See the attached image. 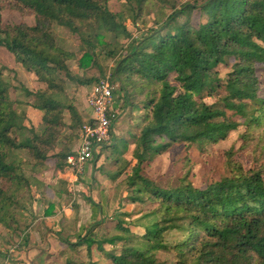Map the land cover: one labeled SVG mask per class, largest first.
<instances>
[{
  "label": "trees",
  "instance_id": "trees-1",
  "mask_svg": "<svg viewBox=\"0 0 264 264\" xmlns=\"http://www.w3.org/2000/svg\"><path fill=\"white\" fill-rule=\"evenodd\" d=\"M5 10L33 15L34 24H4ZM195 10L203 16L197 25L189 13ZM185 13L189 17L182 22ZM127 19L146 29L135 37ZM54 25L78 37L79 52L58 44ZM0 48L46 85L35 92L23 89L43 114L45 127L37 134L26 125L25 104L11 98L12 86L0 69V225L16 230L14 209L32 183L21 173L16 152L27 151L35 168L50 158L62 166L89 122L69 97L68 85L97 84L106 76L100 61L112 60L110 75L123 95L120 111L143 113L135 164L124 182L133 190L132 202L150 201L154 208L131 221L118 217L119 234L101 236L100 224H93L68 245L75 250L86 245L89 251L96 246L110 264H163L160 250L174 251L176 264H264V97L256 70L264 63V0H124L119 11L111 10L108 0H0ZM227 59L233 64L222 82L219 67ZM70 61L82 73H75ZM173 74L180 90L169 81ZM241 126L243 143L235 153L260 154L249 169L233 159L232 147L223 155L232 175L205 189L186 176L178 187L164 189L146 175L151 156L177 144L187 149L197 144L210 154ZM65 129L70 135L57 151ZM183 228L180 241L166 243V232ZM120 243L117 253L104 249Z\"/></svg>",
  "mask_w": 264,
  "mask_h": 264
},
{
  "label": "rangeland",
  "instance_id": "rangeland-1",
  "mask_svg": "<svg viewBox=\"0 0 264 264\" xmlns=\"http://www.w3.org/2000/svg\"><path fill=\"white\" fill-rule=\"evenodd\" d=\"M182 1L185 2L187 0ZM204 1L206 0H198V4H202ZM123 2L124 0H108L109 7L113 11L120 10ZM189 13L190 19L194 25H197L203 19V16L199 10L191 11ZM187 17L189 16H187V13H185V15L181 17L180 21L184 22ZM23 21L32 25L34 24V16L23 15L15 10L3 11L4 24H18ZM126 25L133 35H140L146 29L141 21H138L137 24H134L131 20L127 19ZM53 33L57 39L58 44L63 49L70 52H79L81 42L79 41L78 37L75 36L68 28L55 25ZM100 62L105 75L114 73V61L101 60ZM232 64L233 59H227L225 64L220 65L219 72L222 82L226 81L228 72L230 71ZM69 65L72 70L74 69L75 73H82V71L77 69V65L74 61H70ZM19 66L21 65L16 61L13 54H11L4 48H0V69H2L3 71L2 76L6 82L11 84L12 98L16 101H19V99L21 100L23 97H26L24 95L25 93L23 89H27L28 86L35 85L36 82L30 77V75L26 73L24 74V76L20 73L18 74L16 67ZM19 68L20 70H23L22 67ZM256 70L257 76L260 80L259 95L261 97H264V63L258 64ZM93 74L99 75L100 73L98 70H95V73L93 72ZM100 78L102 79L103 77ZM174 78V74L170 75L169 81L173 86H177L180 90V84L177 83ZM115 82L118 84L117 86H115L114 92L115 111H119V107H122L123 104V95L120 90V84L118 83V81ZM90 89L91 86L82 87L77 85H68L69 97L73 98V101L82 113L83 117L87 119H89L90 117V109L87 102ZM206 102L212 104L214 103V99L207 98ZM141 114L143 113H132V111L128 107L127 109L121 108L120 113L117 114L118 116L115 119V125L113 127L111 135L112 145H109L108 143L110 142H108L103 146L102 150L107 154L109 153V157H107V159H112L111 163H107L108 166L106 165L107 167H105V170L107 172H110V170H126L132 166V163L134 162V159L132 158V144L134 143L136 136L139 133L140 120L143 116ZM66 118L69 119L68 114L66 115ZM26 124L28 126H33V128L38 132H40L43 128L41 120L35 115H31V117L26 120ZM244 131V126L239 127L235 131H231L226 139L220 141L214 146V151L210 154H204L201 147L197 144L190 149H187L184 144H177L161 156H151L150 160L146 163L145 173L159 187H162L164 189L178 187L182 178H184L185 176L187 180L193 184L194 187L205 189L209 185L221 180L222 178L232 175V169L231 167H229L228 162L226 158L223 157V155L227 154L232 147L235 150L234 153L240 148L243 143L242 135ZM79 132L80 130L78 131V135L73 142V148H76L78 145ZM68 133L69 130L66 129L61 140L58 143L59 146H62L61 144L63 138ZM23 134L28 135L29 133L27 131H24ZM124 149L125 151L123 152ZM118 153H120L121 155ZM259 155L260 154L243 150L242 152L235 153L233 159L237 162H240L244 166V168L249 169L251 166H253L254 159ZM16 156L19 160L23 161L21 164L22 172L24 173L25 171H28L29 168L26 165L30 160L28 152L25 150H18L16 152ZM261 161H263L264 163V157H262ZM126 185L128 186L126 189L128 194L126 197L128 199H125V205L121 209H111L109 215L102 217L101 220L103 221L102 225L100 226V234H119L121 232L118 231L117 227H115L118 217H122L123 219L131 221L135 220L136 218H142L146 213L151 212V210L154 208V204H152L150 201H146L143 203L132 202L129 198H131L133 190L131 187H129L128 184ZM79 200L81 202L84 201V204L89 203L85 196H81L79 192H76V198H74V196H68L65 198V200L60 204V208L56 210V216L53 219H51L49 216L55 213V209L54 207L49 208L51 214H46L48 208H43L45 207L46 202H44V204L42 203L40 206L38 205L37 209H33V217L34 219L38 220L37 225H40L42 227L44 226L45 228L47 224H51L49 226L57 227L60 229V231L57 232L60 233L62 238L74 241L80 231L81 224L86 225L89 223V221H86L85 223L82 222L83 220H85L82 212V208L84 206L82 202V208H80L81 205L78 204ZM20 204L21 200L15 208L19 207ZM49 206H51V204ZM117 207L118 206L116 205V208ZM17 212H20V209ZM33 221L35 222V220H32V222ZM26 224L30 225L31 222H25L23 218H20V222L17 220V227H20L22 225L25 226ZM56 224L58 226H56ZM46 230H48V228H46ZM131 230L133 232L143 234V230L139 229L138 227L131 226ZM8 231V228L0 225V264H5L4 262L7 260V257H11L12 255H19L18 253L23 250V242L25 241V243H27L26 239H22L23 233L19 230V228H16V230H14L15 233H11L10 231ZM11 234H14V236L11 237ZM49 234V264H92L93 262H95L96 264L111 263L105 258V255L96 248H92L89 253L86 247H81L78 249V251L76 249V251L74 252H69L67 259L66 255L64 256L63 253L64 249L62 248H64L65 245L63 244L62 240H60V238L55 236L54 234ZM184 234V228L179 230H171L164 234V239L166 243L173 244L174 242L180 241L183 238ZM36 236L38 237V235ZM121 246L122 243L118 244L116 247L105 245V248L107 251L117 253L119 252L118 250ZM1 248H3V250ZM11 249H14V252L11 253ZM157 257L163 264H176L177 262L176 255L172 250H160L157 253ZM21 261L22 259H14L13 261H8L7 264H17Z\"/></svg>",
  "mask_w": 264,
  "mask_h": 264
},
{
  "label": "crops",
  "instance_id": "crops-1",
  "mask_svg": "<svg viewBox=\"0 0 264 264\" xmlns=\"http://www.w3.org/2000/svg\"><path fill=\"white\" fill-rule=\"evenodd\" d=\"M116 11H119V10H116ZM54 27H53V30H54ZM19 67H22L23 70H20ZM19 67H16L18 74L20 73L24 76V74L26 73L30 75V77L33 80L36 81L35 85L28 86L27 88L28 90L35 92V91L46 88V85L39 82L34 73L27 71L22 65ZM70 85L73 86V84H70ZM24 95L26 97H23L21 100L19 99V101L17 102L21 101L22 103L25 104L24 108L26 110L27 119H29L31 115H35L36 117H39L43 128L40 132L36 130L35 131L37 134H41L45 127V125L42 122L43 114L40 110H38L34 106L35 105L34 99L32 97H28L26 93ZM11 98H12V93H11ZM89 115H90L89 117V121H90V118L92 115L91 111ZM141 122H142V119L140 120V125H141ZM28 127L30 128L33 126H28ZM69 135H70V130H69V133L66 134L64 138H66ZM79 135H80V132H79ZM61 138L59 139V141L61 140ZM64 138H63V141L65 140ZM79 142H80V136H79L78 145H79ZM58 143H57V149H56L57 151H59L63 146V144H61L62 146H59ZM109 145H112V143L110 142ZM132 145H133V148H132V152H133L134 143ZM76 148H73L71 152H73ZM125 149L123 150V152L125 151ZM102 150H103V147H101L95 153L94 159L86 164L83 174L81 175L75 174V172L72 171L67 166L66 161L62 163V166H58L56 158H50L46 162V164L41 168L39 167L35 168L30 162L26 164L29 168L28 171H25L23 173L21 170V173L24 174L25 177L31 179L32 181L31 186H30L31 190H29L28 192L24 194V196L21 198L20 206L17 207L20 209L21 213L17 212L19 210L17 208H15L14 213L17 216V220L19 222H20V218H23L25 222L30 221L31 224L30 225L26 224L25 226L22 225L20 227H17L23 233L22 239H26L27 243H25V241L23 242L25 247L23 246V250L18 253L19 255L17 256L12 255L11 257H7V260L4 262L5 264H7L8 261L10 260L13 261L14 259H22V261L17 264H49V259H50L49 257L50 240L48 239L50 235L49 233L54 234L55 236L59 237L60 240H62L63 244L65 245V247L62 248L64 249L63 253H64V256L66 255V258H67L69 252L76 251L75 249H72L68 245L69 243L71 244L77 243L79 237L85 235L87 233V229L93 224H100L97 229V232H99L100 226L102 225V221H103L101 220L102 217L109 215V212L111 209L112 210L121 209L125 205V199L127 198L126 196L128 195L126 189L128 186L126 185L127 183L124 181L127 177V173L131 170L132 166L135 164V160L129 169H126V170L121 169L118 171L110 170V172L109 171L107 172L105 170V167L108 166L109 162L111 163L112 159H109V158L107 159V157H109V153L107 154L106 152H103ZM132 158H133V155H132ZM120 172H123V173H120ZM76 192H79L81 196H85L87 200L89 201L88 204H84V201H82L83 206H84L83 208L81 204L82 202L80 200L78 201V204L81 205L80 208H82L83 216L85 217V220L83 221L81 220V221L83 223H85L86 221H89V223L86 225L81 224L80 231L77 234L76 239L74 241H71L70 239L62 238L60 233L57 232V231H60V229L57 227L49 226L51 224H47L45 228L44 226L42 227L40 225H37L38 220L34 219L33 217L34 215L33 209L34 210L37 209L38 205L40 206L42 203L44 204V202H46L45 207H43V208H48V211L46 210L47 211L46 214L48 215L51 214V212L49 211V208L54 207L55 209V213L49 216L51 219H53L56 216V210L60 208L61 206L60 204L65 200V198L68 196H74V198H76ZM50 204L51 206H49ZM116 205L118 206L117 208H116ZM18 213H19V217H18ZM32 220H35V222L34 221L32 222ZM116 224H115V227H116ZM56 226L58 225L56 224ZM46 228H48V230H46ZM9 231L11 233L13 232L11 230ZM36 235H38V237ZM100 235L103 236L107 234H100ZM10 236L12 237L14 236V234H11ZM105 245H109V244H105ZM105 245H104V249L106 250ZM81 247H86L87 251L90 253L86 245H82L78 247L77 251ZM92 248L97 249L96 246H93ZM1 249L3 250V248ZM10 252L11 253L14 252V249H11ZM92 264H96V263L93 262Z\"/></svg>",
  "mask_w": 264,
  "mask_h": 264
},
{
  "label": "built area",
  "instance_id": "built-area-1",
  "mask_svg": "<svg viewBox=\"0 0 264 264\" xmlns=\"http://www.w3.org/2000/svg\"><path fill=\"white\" fill-rule=\"evenodd\" d=\"M117 85L109 74L91 86L87 101L92 113L90 121L80 129L79 145L65 160L67 166L77 175L83 174L86 164L94 159L95 153L111 142L115 119L120 113V107L119 111H115L114 102Z\"/></svg>",
  "mask_w": 264,
  "mask_h": 264
}]
</instances>
